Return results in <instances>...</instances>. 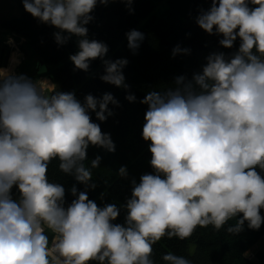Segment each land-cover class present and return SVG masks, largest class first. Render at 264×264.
Masks as SVG:
<instances>
[{"label": "clouds", "instance_id": "clouds-1", "mask_svg": "<svg viewBox=\"0 0 264 264\" xmlns=\"http://www.w3.org/2000/svg\"><path fill=\"white\" fill-rule=\"evenodd\" d=\"M111 0H22L24 9L40 22L55 27L59 45L78 37V51L69 59L75 69L88 72L100 59V79L128 89L123 68L128 60L105 59L104 42L88 39L86 25L94 19L97 4ZM132 12L133 0H121ZM212 0L196 23L208 34H220L219 44L240 46L230 59L212 53L201 73L192 80L176 78V88L151 91L141 103L148 105L142 137L150 141V164L155 174L133 181L125 207L124 225L114 224L120 210L103 208L81 191L65 208V188L47 177L49 163L88 187L91 169L85 167L89 145L115 151L110 134L91 120L113 115L109 104L119 106L111 93L101 98L88 94L82 104L74 92H47L46 81L0 69V264H155L153 245L163 237L185 240L196 228L219 231L242 213L226 230L238 234L245 222L258 230L264 223V0ZM67 33V35H64ZM136 53L144 34L126 33ZM11 43V40L9 41ZM189 49L177 45L173 56ZM126 99L135 102L134 94ZM98 109V110H97ZM121 175L126 168L121 167ZM17 186L20 199L11 189ZM71 192L77 195L73 186ZM53 236L51 243L46 232ZM164 264H192L168 252Z\"/></svg>", "mask_w": 264, "mask_h": 264}, {"label": "trees", "instance_id": "trees-1", "mask_svg": "<svg viewBox=\"0 0 264 264\" xmlns=\"http://www.w3.org/2000/svg\"><path fill=\"white\" fill-rule=\"evenodd\" d=\"M15 1L20 8L19 16L2 19L0 27L23 39L21 48L30 49L33 57L43 63L56 85V91L74 92L82 104L88 94L101 98L105 93H111L119 102V106L109 104L113 115L103 122L97 119L94 111H89L91 120L99 124L103 133L110 134L115 144L114 152L92 145L87 149L85 167L91 169V161L97 156L101 158L99 167L91 169L89 184H94L95 188L77 182L73 175L61 171L58 158L49 163L47 177L49 182L65 188V208L78 198L79 192L84 191L100 208L115 204L120 213L112 223L124 225L127 216L125 205L132 196L133 181L138 184L142 175L155 174L150 164L151 142L142 137L148 105L141 100L151 91L175 89V80L179 76L192 80L194 74L202 72L206 58L214 52H222L226 59H230L239 50L240 38L237 37L232 48H225L219 44L222 35L208 34L198 26L197 17L202 11L210 9L212 0H133L132 12L121 0H111L107 5L98 3L91 13L94 19L86 25L88 39L108 45L105 59L128 60L123 74L129 87L124 89L100 79L104 74V65L99 58L90 62L88 72L75 69L69 57L78 51L79 38L72 36L67 43L59 45L54 37L59 30L29 14L22 0ZM249 7L257 5L249 0ZM132 29L142 32L145 37L135 54L129 49L126 37ZM177 45L181 49H189V52L173 56ZM128 94L135 95V102L126 99ZM121 167L126 168V175L120 174ZM256 171L264 178V169L257 167ZM73 186L77 188L76 196L71 192ZM11 196L14 200L20 199L15 185ZM261 215L264 216V209H261ZM241 216L242 213L233 217L219 231L212 225L198 226L193 235L185 240L163 237L153 245L152 259L155 264H164L162 256L172 252L189 259L192 264H264V251L257 253L255 259L246 255L264 235V223L258 230H253L245 222L238 234L226 230L235 225ZM46 234L50 240V232ZM89 264L100 262L90 261Z\"/></svg>", "mask_w": 264, "mask_h": 264}, {"label": "crops", "instance_id": "crops-1", "mask_svg": "<svg viewBox=\"0 0 264 264\" xmlns=\"http://www.w3.org/2000/svg\"><path fill=\"white\" fill-rule=\"evenodd\" d=\"M11 40V43L9 41ZM23 39L18 38L10 32L4 31L0 27V52L3 50V54L8 52L7 61L5 64H0V69H7L15 74H24L27 77L35 81H46L44 82V87L47 92L52 89L48 86V83L53 84L50 76L47 74L46 67L43 65V71L39 66V63L43 64L41 61L33 57L32 52L27 48H21ZM4 57V55H3ZM2 57V60H3ZM48 82V83H47ZM257 246L256 253L264 251V242L260 240L255 244Z\"/></svg>", "mask_w": 264, "mask_h": 264}, {"label": "rangeland", "instance_id": "rangeland-1", "mask_svg": "<svg viewBox=\"0 0 264 264\" xmlns=\"http://www.w3.org/2000/svg\"><path fill=\"white\" fill-rule=\"evenodd\" d=\"M20 14V8L15 0H0V21L11 17H17ZM30 50V49H29ZM261 239V240H260ZM260 242H264V235L260 238ZM257 246L254 245L247 253V257L255 259Z\"/></svg>", "mask_w": 264, "mask_h": 264}, {"label": "water", "instance_id": "water-1", "mask_svg": "<svg viewBox=\"0 0 264 264\" xmlns=\"http://www.w3.org/2000/svg\"><path fill=\"white\" fill-rule=\"evenodd\" d=\"M3 55H4V57H3ZM2 57H3V60H2ZM7 57H8V52H5V53L3 54V50H2V51L0 52V64H1V63H2V64H5L6 61H7ZM39 66L42 67V68H41L42 70H39L40 72H42V71H43V64L39 63Z\"/></svg>", "mask_w": 264, "mask_h": 264}, {"label": "built area", "instance_id": "built-area-1", "mask_svg": "<svg viewBox=\"0 0 264 264\" xmlns=\"http://www.w3.org/2000/svg\"><path fill=\"white\" fill-rule=\"evenodd\" d=\"M50 232V231H49ZM52 236H53V234L50 232V243H51V239H52Z\"/></svg>", "mask_w": 264, "mask_h": 264}]
</instances>
